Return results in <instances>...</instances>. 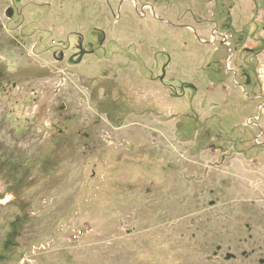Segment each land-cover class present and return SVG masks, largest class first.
Wrapping results in <instances>:
<instances>
[{"label":"rangeland","instance_id":"obj_1","mask_svg":"<svg viewBox=\"0 0 264 264\" xmlns=\"http://www.w3.org/2000/svg\"><path fill=\"white\" fill-rule=\"evenodd\" d=\"M0 264H264V0H0Z\"/></svg>","mask_w":264,"mask_h":264}]
</instances>
